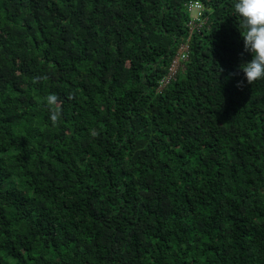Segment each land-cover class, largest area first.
Listing matches in <instances>:
<instances>
[{"label":"trees","instance_id":"obj_1","mask_svg":"<svg viewBox=\"0 0 264 264\" xmlns=\"http://www.w3.org/2000/svg\"><path fill=\"white\" fill-rule=\"evenodd\" d=\"M189 1L0 0V264H264V79Z\"/></svg>","mask_w":264,"mask_h":264},{"label":"clouds","instance_id":"obj_2","mask_svg":"<svg viewBox=\"0 0 264 264\" xmlns=\"http://www.w3.org/2000/svg\"><path fill=\"white\" fill-rule=\"evenodd\" d=\"M234 14L240 18L239 32L243 39L244 50L251 53V60L241 62L238 70L242 71L248 84L264 79V0H234ZM222 71V69H220ZM47 79V76L33 78V83ZM238 87L242 84L238 82ZM50 113L49 119L56 126L61 118L62 101L56 93L44 97Z\"/></svg>","mask_w":264,"mask_h":264},{"label":"built area","instance_id":"obj_3","mask_svg":"<svg viewBox=\"0 0 264 264\" xmlns=\"http://www.w3.org/2000/svg\"><path fill=\"white\" fill-rule=\"evenodd\" d=\"M189 12L194 13L191 20L188 22V40L194 31H199L205 24L206 19H202L203 7L199 1L191 0L187 4ZM188 40L179 46V49L173 58L166 75L160 80L157 91H161L168 83L174 80L180 70L185 68V62L188 59Z\"/></svg>","mask_w":264,"mask_h":264}]
</instances>
